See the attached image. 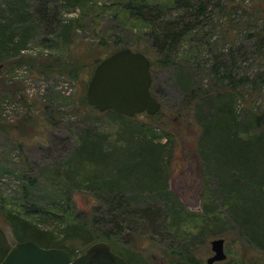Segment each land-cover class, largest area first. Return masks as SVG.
<instances>
[{"label":"trees","instance_id":"trees-1","mask_svg":"<svg viewBox=\"0 0 264 264\" xmlns=\"http://www.w3.org/2000/svg\"><path fill=\"white\" fill-rule=\"evenodd\" d=\"M35 1L37 5L29 7L27 0H4L8 16L0 11V63L10 56L15 58L21 54L36 29L57 32L69 43L73 34L81 29L75 21H84L85 29L88 27L97 32V26L106 16H110L105 12L102 15L93 14L101 10L98 3L89 8V0H67L82 14L76 20H65L59 17L61 14L57 9L52 8V0ZM251 4L252 8L257 7L254 12L264 20V0H253ZM118 5L121 10L119 8L106 21L119 19L123 22L131 19L136 21V31L143 33L147 29L148 42L158 54L162 66L179 64L177 56L181 40L202 24L212 9L225 18L222 25L226 23L229 15L228 34L234 33L237 36L246 31L249 37L254 36L256 48L251 51V55L254 57L256 54L260 60H264V25L259 24L258 18L251 20L254 14L246 9L248 5L245 2L167 0L162 3L159 0H119ZM53 6L55 7L54 4ZM173 7L184 8L186 11L178 17L170 18L167 13ZM30 11L35 12V20L30 18ZM138 26L141 28L138 29ZM123 28L122 26V31L117 32L114 37V45L107 46V55L122 47H131V34ZM103 37V34L99 36L101 43L98 45L105 44ZM105 41L108 44L109 39ZM136 45L141 48L138 39ZM135 50L144 52L143 49ZM149 59L152 69L153 62L150 57ZM261 66L258 64L254 70L246 69L236 73L233 62L229 65L222 54H215L211 64V81L205 83V86H194L183 72L182 66H177V73L185 90L182 100L190 107V118L199 130L198 156L202 159L206 179L215 182V191L219 193L221 201L218 209L215 207L212 211L204 204L205 215L208 213L209 217L204 218L199 232L204 234L208 228L216 231L219 225L231 220L240 227V232L252 247L264 253V102L258 104V100L264 97V65ZM0 86H3L0 88L2 91L16 95L14 97L18 96L12 82L6 77L2 78ZM239 104L243 106L239 107ZM107 111L124 119L122 125L127 145L108 148L105 137H92L87 130L75 153L66 163L65 172L71 193L87 192L99 205H93L89 215L85 208L76 209L77 202L73 198L64 200L65 204L58 205L54 210L35 203L29 209L32 213L44 215L39 224L25 217V213H29L24 210H9L5 216L12 226L16 241L29 239L44 247L64 248L72 256L80 254L98 241L108 242L117 252V243L126 241L129 242L131 250L128 257H125L128 264L130 259L144 263L143 256L136 254L140 252L136 246V234H140L146 225L158 233L156 229L159 225L164 230L172 231L180 230L184 222L191 221L176 204L177 195L168 189V172L164 158L170 160L172 152L168 149L169 142L141 132L134 124V116ZM169 141L174 140L170 137ZM27 174L31 179L30 185L33 186L36 177ZM81 186L87 190L80 189ZM146 191H150L154 199L168 201L167 207L166 204L163 208L152 203L147 206L139 205V197ZM70 202L72 208L64 206ZM50 216L57 218L63 227L55 231V228L46 226ZM44 222L46 223L43 224ZM171 237L173 238V232ZM76 244L81 245L78 251L70 247ZM189 245V242L181 244L184 258L179 264H204L195 258ZM10 246L5 244L0 233V261Z\"/></svg>","mask_w":264,"mask_h":264},{"label":"rangeland","instance_id":"rangeland-1","mask_svg":"<svg viewBox=\"0 0 264 264\" xmlns=\"http://www.w3.org/2000/svg\"><path fill=\"white\" fill-rule=\"evenodd\" d=\"M237 1L248 5L246 9L254 14L252 21L258 18L259 24L264 25V20L254 12L257 7H251L253 0ZM52 2V8L57 9L61 14L59 17L65 20H76L82 14L67 0ZM118 2L119 0H89L88 4L92 8L98 3L101 10L92 13L102 15L105 12L110 15L106 19H111V15L119 8L121 10ZM27 4L29 7L37 5L35 0H27ZM5 9L4 0H0V11L8 16ZM185 11L184 8L173 7L167 14L174 18ZM34 14L35 12L30 11V18L35 20ZM106 19L97 26V32L88 27L85 29L84 21H75L81 29L73 34L72 39L70 37L69 43L57 32L36 29L21 54L15 58L10 56L0 63V81L6 77L12 82L18 95L14 97L16 95L0 89V124L4 125L0 126V233L3 241L12 245L17 240L5 216L9 210H24L29 213H25V217L39 224L44 215L30 212L29 206L32 204L39 203L40 206L46 205L54 210L64 200L73 198L77 202L76 209L85 208L90 215L93 209L91 207L98 203L87 192L71 193L65 175L66 163L75 153L87 130L92 137H105L108 148L127 145L122 125L124 119L107 110L99 111L87 102V85L99 63L97 61L107 55V48L114 45L112 41L123 26V30L127 29L128 34H131L130 45L133 49L144 51L146 46L144 52L153 62L152 91L162 104L156 114L143 112L134 116V124L141 132L169 142L168 149L172 152L170 160L164 158L168 189L177 195L176 204L191 220L184 222L180 230L173 229L174 231L164 230L159 225L156 229L158 233L146 225L140 234H136V246L140 250L136 254L143 256L145 262L130 259L129 264H179L184 258L180 248L184 242L190 243L189 249L196 259L208 264L207 258L213 254L211 241L222 237L223 233H226L223 238L227 257L214 264H264V253L254 249L240 232V227L231 220L219 225L216 231L208 228L204 234L199 232L204 218L209 217L208 213L205 215V205L212 211L215 207L218 209L221 201L219 193L215 191V182L206 179L202 159L198 156L199 130L190 118V107L182 100L185 90L177 73L178 67L182 66L183 72L194 86H205V83L211 81V64L215 54H222L229 65L233 62L236 73L246 69L254 70L258 64L263 66L264 60H260L256 54L254 57L251 55V51L256 48L255 37H249L246 31L237 36L234 33L228 34L229 15L222 25L225 18L212 9L208 18L181 40L178 46V67L162 66L158 54L148 42L147 29L143 33L136 31V21L131 19L123 22L119 19H112V22ZM101 34L104 35L105 44L98 45L101 43ZM107 39L108 44L105 41ZM136 39L140 41L141 48H137ZM92 42L94 45H91ZM3 97L5 100H2ZM263 102L264 97L258 100V104ZM242 106L239 104V107ZM170 137L174 141L170 142ZM27 173L36 177L33 186L30 185L31 179L27 177ZM83 188L84 186L80 187ZM151 194L150 191L142 193L138 204L147 206L152 203L161 208L166 204L167 207L168 201L154 199ZM64 206L72 208V202ZM48 219L47 224H43L55 228V231L63 227L57 218L50 216ZM131 239L134 241L133 236ZM70 247L78 251L81 245ZM116 247V251L124 257H128L131 252L129 242H118Z\"/></svg>","mask_w":264,"mask_h":264},{"label":"water","instance_id":"water-1","mask_svg":"<svg viewBox=\"0 0 264 264\" xmlns=\"http://www.w3.org/2000/svg\"><path fill=\"white\" fill-rule=\"evenodd\" d=\"M153 75L149 57L132 47H122L104 57L94 68L87 85L88 102L99 111L113 110L133 117L156 114L162 104L152 93ZM208 264L227 257L225 239H212ZM0 264H128L106 241L88 246L77 256L60 247H44L33 240L13 243Z\"/></svg>","mask_w":264,"mask_h":264}]
</instances>
